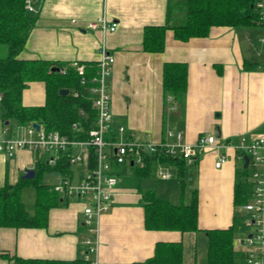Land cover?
<instances>
[{"label":"crops","instance_id":"crops-1","mask_svg":"<svg viewBox=\"0 0 264 264\" xmlns=\"http://www.w3.org/2000/svg\"><path fill=\"white\" fill-rule=\"evenodd\" d=\"M169 1L28 0L27 9L28 5L33 8L28 9L29 14L37 19L19 57L67 66L74 62L96 65L103 46L114 54L115 62L108 78L113 111L111 134L118 125H124L137 137L154 142L176 141L167 135L170 130L182 132L188 144H195L201 135H213L217 140L187 160L184 192L175 167L155 162L152 174L140 178L135 172L137 163L118 166L114 163L118 182L107 209L97 220L95 233L88 232L84 223L87 197H62L53 188L60 177H70L73 182L80 180L90 166L88 152L81 150L84 160L78 164H71L60 154L58 165L61 161L68 162L70 172L45 170L41 183L49 186L63 203L49 209L45 227L0 226V264H14L2 254L63 260L68 264L84 260L88 264L87 237L97 244L98 264L142 262L155 254L158 242L177 241L183 243V264H208L206 231L227 229L234 224L235 217L241 220L233 233L236 260L237 264H246L243 241L251 232V211L246 205L253 198L237 207L235 185L239 178L243 179L240 168L245 166V156L249 154L240 146L264 135V22L250 27L213 26L209 35L186 41L176 38L174 31L168 29L162 52L145 51L144 29L167 22ZM99 18L117 22V29L89 27L91 21ZM246 61L257 66L246 69ZM169 63L187 66L188 85L181 105L165 94L164 67ZM22 102L25 106L44 105L45 82L30 81L23 91ZM33 123L18 125L15 120L0 123V137H36V133H29ZM244 152L247 154L241 159ZM47 153L29 147L19 148L12 155L0 152V186L14 185L21 178H35L39 165L47 164ZM248 156L250 165L253 158ZM222 157L224 162L216 166ZM254 166L264 180V160ZM31 169L35 174L27 177ZM158 169L169 171L170 176L158 175ZM247 178L254 179L251 174ZM29 187L34 188L31 210L24 199ZM195 189L199 230L181 232L146 227L144 190H153L158 197L181 204L191 200ZM37 198L34 186L22 190V201L30 213L35 210Z\"/></svg>","mask_w":264,"mask_h":264},{"label":"trees","instance_id":"trees-1","mask_svg":"<svg viewBox=\"0 0 264 264\" xmlns=\"http://www.w3.org/2000/svg\"><path fill=\"white\" fill-rule=\"evenodd\" d=\"M259 0H170L168 3L167 22L163 25H148L144 29L143 49L148 52H162L165 49V35L172 29L175 37L189 40L192 37L209 35L213 26L250 27L264 22L258 8ZM28 0H0V123L15 120L18 125L39 122L46 130H57L62 134L77 137L73 129L75 122L81 128H90L94 117L92 103L89 99V79L96 73L95 64H87V84L81 83L75 66L68 64L66 73L55 71L64 64L45 59H26L19 57L24 49L36 16L29 14ZM7 46V55L3 56L2 47ZM255 63L246 61L245 68L256 67ZM188 70L185 64L169 63L164 67V90L167 97L179 105L184 101L188 85ZM30 81H44L46 84V102L40 106H25L22 102L23 91ZM68 88L70 93L61 95L60 89ZM79 92L78 96L73 91ZM81 110L91 116V120L81 115ZM82 131V130H81ZM80 137H86L83 132ZM247 153L241 154L240 158ZM249 155V154H247ZM161 163L177 168L182 191H185L183 179L187 159L173 156L158 149L154 153L143 152L142 164H137L136 175L140 178L152 174L154 164ZM115 165H120L116 164ZM68 162L61 161L56 166L39 165L35 178H21L14 185L0 186V226L11 227H45L48 223V211L61 202L51 188L41 183V174L45 170L68 173ZM254 170L252 163L240 168L241 177L235 185V205L249 203L254 197L255 181L247 177ZM32 185L38 192L33 213H30L22 201V190ZM145 223L148 229L178 230L181 232L197 231L198 226V191L192 192L188 203L173 204L158 197L153 190H144ZM241 223L235 217L234 224L227 229L207 230L209 237L208 264H237L236 251L233 247L234 227ZM14 264H68L63 260L22 258L10 256ZM87 264L84 260L72 262ZM135 264H183V243L158 242L155 254Z\"/></svg>","mask_w":264,"mask_h":264},{"label":"built area","instance_id":"built-area-1","mask_svg":"<svg viewBox=\"0 0 264 264\" xmlns=\"http://www.w3.org/2000/svg\"><path fill=\"white\" fill-rule=\"evenodd\" d=\"M258 8L264 20V0H259ZM28 9L33 10L29 5ZM117 26V22H108L106 18H99L89 23V27L105 31H115ZM114 62V54L103 46L101 56L96 63V73L89 79L92 84L87 88L94 117L91 120V116L81 110V115L91 120V126L88 129L81 128L79 123L75 122L73 129L77 131V137L62 134L57 130H46L42 125L39 130L33 126L30 127L29 133H36V137L29 139L0 137V152H6L9 155L24 147L37 151H55L56 155H51L46 160L51 166L58 164L60 154H64L71 164H78L84 160L81 150L88 152L89 159L87 160L90 166L80 180L73 182L70 177H60L59 182L53 188L62 197L69 198L73 195L87 197L84 223L88 232L93 233L97 231V220L100 214L107 209V204L118 182V177L113 171L114 163L142 164L143 152L154 153L158 149L164 150L167 154L191 160L199 151L207 148L209 144H215L217 140L213 135H201L195 144H188L183 140L182 132L170 130L167 135L175 137L176 141L154 142L148 138L137 137L134 133L127 131L124 125H118L115 133L111 134L113 111L108 78ZM72 65L76 67L81 83L87 84V65L79 62H74ZM66 70V66L60 68L61 73H66ZM73 94L78 96L79 92L74 90ZM83 132L86 133L84 138L80 137ZM240 147L246 149L253 158V167L258 161L264 160V135L256 138L249 145L242 144ZM224 160V157L218 159L216 166H221ZM157 174L163 177L170 176V172L165 169H158ZM252 176L255 181V193L253 201L246 205V208L251 211V232L243 241L245 244L244 257L246 264H264V180L256 168ZM85 243L88 247L86 256L88 264H98L95 257L97 244L91 237H87Z\"/></svg>","mask_w":264,"mask_h":264},{"label":"rangeland","instance_id":"rangeland-1","mask_svg":"<svg viewBox=\"0 0 264 264\" xmlns=\"http://www.w3.org/2000/svg\"><path fill=\"white\" fill-rule=\"evenodd\" d=\"M3 56H6L7 55V46L6 45H4L3 47H2V53H1ZM143 137V136H142ZM51 154H53V151H51V152H48L47 153V157H49V155H51ZM36 167H37V164H36ZM172 176L174 177V178H176L177 177V174H175V172H173L172 173ZM159 178V177H158ZM157 178V179H158ZM45 180V179H44ZM46 181V180H45ZM34 188L33 187H29V191L25 194V197H24V199H25V201H26V203H27V208L29 209V210H31L32 209V207H33V204H34Z\"/></svg>","mask_w":264,"mask_h":264},{"label":"water","instance_id":"water-1","mask_svg":"<svg viewBox=\"0 0 264 264\" xmlns=\"http://www.w3.org/2000/svg\"><path fill=\"white\" fill-rule=\"evenodd\" d=\"M53 70L58 71L59 68L58 67H56V68L54 67ZM59 92H60L61 95H67V94H69L70 90L68 88H61ZM33 126L36 127L37 130L40 129V124L37 123V122H34ZM249 161H250V157L248 155H246L245 156V166L248 165ZM34 174H35V171L33 169H31V170L27 171L26 176L27 177H33Z\"/></svg>","mask_w":264,"mask_h":264}]
</instances>
